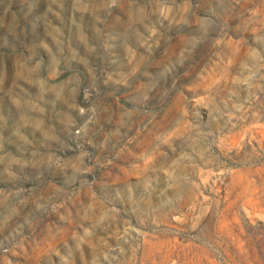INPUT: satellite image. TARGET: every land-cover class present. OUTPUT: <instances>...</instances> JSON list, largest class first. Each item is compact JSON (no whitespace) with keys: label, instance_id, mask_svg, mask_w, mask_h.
Here are the masks:
<instances>
[{"label":"rangeland","instance_id":"obj_1","mask_svg":"<svg viewBox=\"0 0 264 264\" xmlns=\"http://www.w3.org/2000/svg\"><path fill=\"white\" fill-rule=\"evenodd\" d=\"M0 264H264V0H0Z\"/></svg>","mask_w":264,"mask_h":264}]
</instances>
